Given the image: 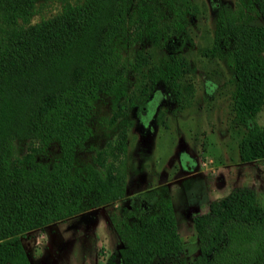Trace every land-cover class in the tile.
<instances>
[{
    "label": "trees",
    "instance_id": "trees-1",
    "mask_svg": "<svg viewBox=\"0 0 264 264\" xmlns=\"http://www.w3.org/2000/svg\"><path fill=\"white\" fill-rule=\"evenodd\" d=\"M47 1L0 0V264H30L21 234L125 195L130 120L121 102L128 72L145 77L142 97L156 82L178 103L189 90L182 55L154 64L149 51L133 48L145 40L156 46L171 30L157 0H62L32 21ZM255 16L264 19V0L219 5L207 50L232 73L231 120L244 129L237 141L242 162L264 158V125L252 121L264 102V26L251 23ZM101 97L115 138L79 163ZM51 144L56 155L40 160ZM153 192L149 210L115 223L119 264H264V206L253 187L235 186L191 216L198 248L191 260L182 256L165 185Z\"/></svg>",
    "mask_w": 264,
    "mask_h": 264
},
{
    "label": "rangeland",
    "instance_id": "rangeland-1",
    "mask_svg": "<svg viewBox=\"0 0 264 264\" xmlns=\"http://www.w3.org/2000/svg\"><path fill=\"white\" fill-rule=\"evenodd\" d=\"M61 1L48 0L32 21L53 13ZM157 1L171 30L156 46L145 40L133 48L140 45L149 51L154 64L182 55L191 69L182 81L189 90L178 103L162 82H156L142 97L139 91L145 77L128 72V95L121 102L130 120L125 195L21 234L30 264H119L122 243L115 223L119 219L132 222L149 210L159 185H165L172 202L186 260L198 251L190 218L206 211L210 202L235 186L247 185L264 206V158L239 160L237 141L244 129L231 120L232 73L224 60L207 54L216 8L235 7L237 0ZM251 23L264 26V19L255 16ZM108 116V100L101 97L92 117V134L85 149L76 154L79 163L89 161L93 148L101 147L106 138H115L116 128L106 124ZM252 121L264 125V102ZM17 148L24 152L25 143L18 142ZM56 153V145L51 144L38 158L51 159ZM128 211L131 216H126Z\"/></svg>",
    "mask_w": 264,
    "mask_h": 264
}]
</instances>
